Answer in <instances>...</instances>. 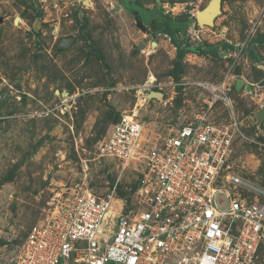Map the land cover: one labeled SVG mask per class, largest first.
I'll use <instances>...</instances> for the list:
<instances>
[{
  "label": "rangeland",
  "instance_id": "1",
  "mask_svg": "<svg viewBox=\"0 0 264 264\" xmlns=\"http://www.w3.org/2000/svg\"><path fill=\"white\" fill-rule=\"evenodd\" d=\"M213 3V22L198 24ZM134 6L179 21L190 53L178 59L152 21L139 29ZM0 17V264H15L57 193L86 183L136 203V165L98 158L111 123L135 112L153 143L202 113L207 83L224 87L238 123L230 171L264 188V0H0ZM207 117L231 122L224 101Z\"/></svg>",
  "mask_w": 264,
  "mask_h": 264
},
{
  "label": "built area",
  "instance_id": "2",
  "mask_svg": "<svg viewBox=\"0 0 264 264\" xmlns=\"http://www.w3.org/2000/svg\"><path fill=\"white\" fill-rule=\"evenodd\" d=\"M203 87L211 101L202 113L153 143L135 112L111 123L98 158L136 165V203L117 206L86 183L57 193L15 264H257L264 188L230 171L239 131L233 105L223 86ZM217 101H224L230 123L208 119Z\"/></svg>",
  "mask_w": 264,
  "mask_h": 264
},
{
  "label": "trees",
  "instance_id": "3",
  "mask_svg": "<svg viewBox=\"0 0 264 264\" xmlns=\"http://www.w3.org/2000/svg\"><path fill=\"white\" fill-rule=\"evenodd\" d=\"M137 10H141L142 12V21H152L157 29L160 30V32L166 36L169 37L171 43L174 45V47L177 49V57L178 59L184 58L188 53H190L189 47H183V41H181L179 34L182 32H185V29L183 28L182 24L173 19L171 15H162L160 17H154L149 15V11L142 7H135ZM133 9V8H132ZM147 15L146 19L144 16ZM196 19H194L195 21ZM186 46V45H185ZM201 54H207L208 51L202 50L200 51ZM216 54V51L213 52ZM136 186L134 187L135 190ZM133 190V191H134Z\"/></svg>",
  "mask_w": 264,
  "mask_h": 264
},
{
  "label": "water",
  "instance_id": "4",
  "mask_svg": "<svg viewBox=\"0 0 264 264\" xmlns=\"http://www.w3.org/2000/svg\"><path fill=\"white\" fill-rule=\"evenodd\" d=\"M203 12H208V16H204V14L206 13H203ZM200 13H203L199 16ZM218 14V5L217 4H211L206 10L202 11V12H197V15H196V19H197V22L198 24H201V23H209L211 24L213 22V19L215 18V16H217ZM3 21V18L0 17V22ZM136 25L139 29H141L144 33L147 32V28L145 26V24L143 23V21L140 19V18H136ZM140 49H143L144 48V45H140L139 47ZM243 84L242 81H239L237 83V88H239L241 85ZM157 97H163V94L162 93H159V92H154L152 91L150 94H149V98H157ZM261 116L264 117V108L261 112ZM120 118V115H117L115 118H114V122H117Z\"/></svg>",
  "mask_w": 264,
  "mask_h": 264
},
{
  "label": "bare ground",
  "instance_id": "5",
  "mask_svg": "<svg viewBox=\"0 0 264 264\" xmlns=\"http://www.w3.org/2000/svg\"><path fill=\"white\" fill-rule=\"evenodd\" d=\"M201 14H203V13H200L199 16H200ZM204 16H208V12H207L206 14H204ZM111 199H112V197H111Z\"/></svg>",
  "mask_w": 264,
  "mask_h": 264
}]
</instances>
